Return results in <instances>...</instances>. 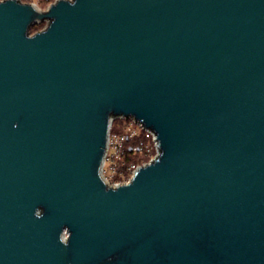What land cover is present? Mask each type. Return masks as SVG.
<instances>
[{
    "label": "water",
    "instance_id": "1",
    "mask_svg": "<svg viewBox=\"0 0 264 264\" xmlns=\"http://www.w3.org/2000/svg\"><path fill=\"white\" fill-rule=\"evenodd\" d=\"M0 264H264V0H2Z\"/></svg>",
    "mask_w": 264,
    "mask_h": 264
},
{
    "label": "built area",
    "instance_id": "2",
    "mask_svg": "<svg viewBox=\"0 0 264 264\" xmlns=\"http://www.w3.org/2000/svg\"><path fill=\"white\" fill-rule=\"evenodd\" d=\"M118 119V118H116ZM124 123L119 130H113V123L109 133V145L103 165V174L110 185L128 182L140 164L127 163L123 160L126 142L142 136L139 143L132 149L149 153L153 148L157 151L156 136L152 130L143 127L133 117H119Z\"/></svg>",
    "mask_w": 264,
    "mask_h": 264
},
{
    "label": "trees",
    "instance_id": "3",
    "mask_svg": "<svg viewBox=\"0 0 264 264\" xmlns=\"http://www.w3.org/2000/svg\"><path fill=\"white\" fill-rule=\"evenodd\" d=\"M121 121H123V120L119 119V118L115 119L113 121L112 129L113 130L121 129V126H122L121 125ZM141 138H142V136L136 137V138L130 139L129 141L126 142L125 154H124V157H123V160H125V162L134 163V164H142V162L145 160V158L147 157V152L145 150L138 151V150L132 149L134 144L139 143ZM143 157H144V159H143Z\"/></svg>",
    "mask_w": 264,
    "mask_h": 264
},
{
    "label": "rangeland",
    "instance_id": "4",
    "mask_svg": "<svg viewBox=\"0 0 264 264\" xmlns=\"http://www.w3.org/2000/svg\"><path fill=\"white\" fill-rule=\"evenodd\" d=\"M22 2H27V3H36L41 9L45 10L49 7V5L51 3H53L56 0H21ZM48 24V20H43L41 22H37L35 24H33L30 28V33H34L36 31L42 30L43 28H45ZM124 123V121H121V125ZM156 149L153 148L149 153H147V159L145 158V160L142 162L145 163L147 161H149L152 157L155 156L156 154ZM144 159V157H143Z\"/></svg>",
    "mask_w": 264,
    "mask_h": 264
},
{
    "label": "clouds",
    "instance_id": "5",
    "mask_svg": "<svg viewBox=\"0 0 264 264\" xmlns=\"http://www.w3.org/2000/svg\"><path fill=\"white\" fill-rule=\"evenodd\" d=\"M0 2H2V0H0ZM64 243H65V246H67V241L66 240H64Z\"/></svg>",
    "mask_w": 264,
    "mask_h": 264
}]
</instances>
